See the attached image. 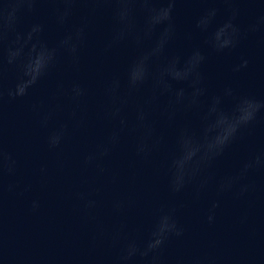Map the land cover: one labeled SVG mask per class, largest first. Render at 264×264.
Returning a JSON list of instances; mask_svg holds the SVG:
<instances>
[{
    "label": "water",
    "instance_id": "obj_1",
    "mask_svg": "<svg viewBox=\"0 0 264 264\" xmlns=\"http://www.w3.org/2000/svg\"><path fill=\"white\" fill-rule=\"evenodd\" d=\"M0 264H264V0H0Z\"/></svg>",
    "mask_w": 264,
    "mask_h": 264
},
{
    "label": "clouds",
    "instance_id": "obj_2",
    "mask_svg": "<svg viewBox=\"0 0 264 264\" xmlns=\"http://www.w3.org/2000/svg\"><path fill=\"white\" fill-rule=\"evenodd\" d=\"M212 13H209V15H211ZM121 16H123V13H121ZM231 40H232V37L231 36H229L228 38H226V40H225V45H227V44H229L230 42H231ZM246 63V61H244V64ZM250 118V117H249ZM216 143L217 144H220V143H222V140H217L216 141ZM217 151H219V148L217 147ZM245 167H248V165H245ZM160 243V240H158L157 241V244H159ZM133 251H135V249L134 248H130L129 249V255H131V253L133 252ZM143 254V253H142Z\"/></svg>",
    "mask_w": 264,
    "mask_h": 264
}]
</instances>
